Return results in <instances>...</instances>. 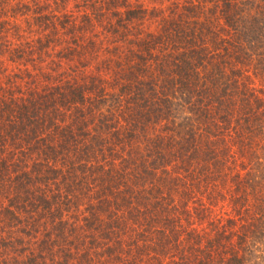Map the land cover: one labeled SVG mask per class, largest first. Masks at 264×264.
Listing matches in <instances>:
<instances>
[{
  "label": "trees",
  "instance_id": "16d2710c",
  "mask_svg": "<svg viewBox=\"0 0 264 264\" xmlns=\"http://www.w3.org/2000/svg\"><path fill=\"white\" fill-rule=\"evenodd\" d=\"M149 1L0 0V264H264V0Z\"/></svg>",
  "mask_w": 264,
  "mask_h": 264
},
{
  "label": "rangeland",
  "instance_id": "374dc122",
  "mask_svg": "<svg viewBox=\"0 0 264 264\" xmlns=\"http://www.w3.org/2000/svg\"><path fill=\"white\" fill-rule=\"evenodd\" d=\"M145 4H146L147 6H152V5H154V1L145 0ZM155 5H156V4H155ZM150 29H153V28L150 27Z\"/></svg>",
  "mask_w": 264,
  "mask_h": 264
}]
</instances>
